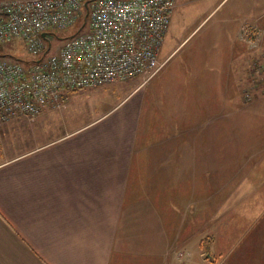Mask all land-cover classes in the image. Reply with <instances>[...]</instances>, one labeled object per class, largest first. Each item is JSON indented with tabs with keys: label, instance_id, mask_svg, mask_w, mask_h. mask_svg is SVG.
Instances as JSON below:
<instances>
[{
	"label": "crops",
	"instance_id": "1",
	"mask_svg": "<svg viewBox=\"0 0 264 264\" xmlns=\"http://www.w3.org/2000/svg\"><path fill=\"white\" fill-rule=\"evenodd\" d=\"M201 5L195 30L204 29L203 48L173 83L168 76L154 85L150 103L139 96L105 121L128 95L92 121L57 123L67 95L65 106L22 130L20 152L0 161V264H194L195 251L197 264H252L250 254L264 252V213L239 230L245 216L236 204L220 213L196 203L206 175L264 174V93L243 106L240 90L260 52L255 44L264 45V0ZM175 50L132 92L158 79ZM222 229L239 236L227 250ZM245 235L255 236L253 245Z\"/></svg>",
	"mask_w": 264,
	"mask_h": 264
},
{
	"label": "built area",
	"instance_id": "2",
	"mask_svg": "<svg viewBox=\"0 0 264 264\" xmlns=\"http://www.w3.org/2000/svg\"><path fill=\"white\" fill-rule=\"evenodd\" d=\"M177 1L0 0V43L22 38L36 56L25 62L0 56V126L63 107L72 91L158 74ZM82 18L60 52L50 54L49 31ZM255 47L245 102L264 93V45Z\"/></svg>",
	"mask_w": 264,
	"mask_h": 264
},
{
	"label": "rangeland",
	"instance_id": "3",
	"mask_svg": "<svg viewBox=\"0 0 264 264\" xmlns=\"http://www.w3.org/2000/svg\"><path fill=\"white\" fill-rule=\"evenodd\" d=\"M178 2V1H177ZM86 12V9H84ZM202 12L201 0H189V2L178 5L172 13L170 30L166 35L164 44L161 48V59H164L169 54L172 53L173 50L175 52L168 58L166 61L165 69L160 73L159 78L152 81V83H147L143 89H138L135 92H132L134 89V85L140 77L132 78L127 81L116 82L107 84L105 86H100L96 88H88L84 90H77L69 92L70 102L67 103V110L64 112L65 115L60 116L56 119L57 123L64 124V122H68L71 124H81L92 121L96 117L104 114L111 107L119 104L125 97L128 98L126 102L122 103V109L116 111L109 115V117L105 121H110L116 116H119L123 113V108L126 106H130L139 96L144 95L143 97L146 100V103H150V96L154 89V85L160 84L164 78L169 76V82L173 83L174 79L177 77V72L180 70L182 64H184L187 60L191 52L200 53V49L203 47L198 45V41L203 38L204 29H196L199 24L198 16ZM84 22V18L72 27L67 30H56L49 31V39L52 41V48L50 50V54H58L69 39L70 36L77 31ZM86 29V28H85ZM84 29V30H85ZM20 39V40H19ZM257 40V39H256ZM261 39L258 40L257 43H260ZM3 53L6 54L7 58L17 59L21 61H30L36 58L29 49L27 43L22 38H15L11 42H8L2 46ZM140 78V79H139ZM162 78V79H161ZM249 86V77L248 84L244 85L240 88L241 93ZM254 98L251 102L253 103ZM243 102V101H242ZM243 102V106L249 104ZM131 112V108L129 109ZM40 118V119H39ZM45 119L41 118V115L36 118H19L15 119V121H10V123H6L0 126V161H2L5 157V154H17L20 152L22 140L27 139V134L22 133L23 129L30 128L34 130L37 122H44ZM52 120H50L51 122ZM58 135V132L51 135L48 132L47 137H54ZM35 137V132L33 133ZM30 138V137H28ZM225 150L229 149L230 146L227 144H223ZM260 167V165H259ZM262 172H246L244 174H214L210 177H205V194L199 196V200L196 203H201L205 201L206 207L209 206V203L213 205V209L218 210V212H225V208L231 209L235 204L237 205L236 209L238 212L242 213L245 216V220L241 219V225L238 227L239 230L241 227H245L247 225L250 226V222L256 223L257 220L252 219V216L257 218V215H260L263 212L261 209V205L264 202V195L258 189L259 186H264V174H260ZM214 182L215 194L209 193L211 189V184ZM202 183V180H201ZM213 185V184H212ZM218 187L220 189H218ZM201 187V191H202ZM212 190V189H211ZM217 208V209H216ZM232 210V209H231ZM236 212V211H235ZM235 214L231 211V214ZM241 218V217H240ZM260 221V220H259ZM261 222V221H260ZM264 223V217H263ZM262 223V224H263ZM261 224V223H260ZM259 224V225H260ZM261 224V225H262ZM256 227L257 233H259L261 229V225ZM237 228V229H238ZM236 229V228H233ZM264 230V227H262ZM212 230L206 229V236L211 235ZM237 233V231H235ZM225 232L222 229L221 240L223 241L222 248L227 250L231 246V240L235 237H239L234 233L232 236V231ZM227 237L230 241H227ZM201 237L199 236L198 240ZM245 241H247L248 245H253L254 241H250L255 238L254 235L247 237L246 235L242 237ZM197 242V238L195 239ZM244 241L240 242L239 247L245 246ZM208 247V245H207ZM239 250V251H241ZM264 251V250H263ZM258 253V251H256ZM255 251H253L250 256L253 257ZM195 256V257H194ZM193 256V263L197 264L198 251H195ZM247 259L252 264H264V252L259 255V253L254 256V258Z\"/></svg>",
	"mask_w": 264,
	"mask_h": 264
},
{
	"label": "trees",
	"instance_id": "4",
	"mask_svg": "<svg viewBox=\"0 0 264 264\" xmlns=\"http://www.w3.org/2000/svg\"><path fill=\"white\" fill-rule=\"evenodd\" d=\"M4 44H1L0 43V56H6V54L5 53H3V51H2V46H3Z\"/></svg>",
	"mask_w": 264,
	"mask_h": 264
},
{
	"label": "bare ground",
	"instance_id": "5",
	"mask_svg": "<svg viewBox=\"0 0 264 264\" xmlns=\"http://www.w3.org/2000/svg\"><path fill=\"white\" fill-rule=\"evenodd\" d=\"M20 40V39H19Z\"/></svg>",
	"mask_w": 264,
	"mask_h": 264
}]
</instances>
